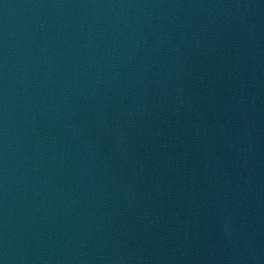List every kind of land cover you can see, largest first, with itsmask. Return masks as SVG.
<instances>
[{"label": "water", "instance_id": "water-1", "mask_svg": "<svg viewBox=\"0 0 264 264\" xmlns=\"http://www.w3.org/2000/svg\"><path fill=\"white\" fill-rule=\"evenodd\" d=\"M0 264H264V0H0Z\"/></svg>", "mask_w": 264, "mask_h": 264}]
</instances>
